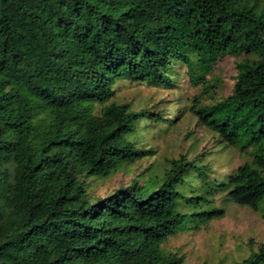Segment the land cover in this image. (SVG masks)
Listing matches in <instances>:
<instances>
[{
	"label": "trees",
	"instance_id": "obj_1",
	"mask_svg": "<svg viewBox=\"0 0 264 264\" xmlns=\"http://www.w3.org/2000/svg\"><path fill=\"white\" fill-rule=\"evenodd\" d=\"M227 56L232 93L193 111L245 162L218 178L209 151L183 154L98 195L175 122L115 85L174 87L177 64L199 83ZM220 194L264 218V0H0V264H183L164 244L223 217Z\"/></svg>",
	"mask_w": 264,
	"mask_h": 264
},
{
	"label": "rangeland",
	"instance_id": "obj_2",
	"mask_svg": "<svg viewBox=\"0 0 264 264\" xmlns=\"http://www.w3.org/2000/svg\"><path fill=\"white\" fill-rule=\"evenodd\" d=\"M242 59L231 56L220 59L211 66L205 80L199 83L191 80L186 66L182 64L173 66L170 71L175 78V86L171 88L118 82L115 85L117 102H127L138 108L151 107L163 100L168 103L165 113L175 122L146 129L139 136V145L154 149V156L110 178L92 181L91 188L98 195H105L120 185L128 184L139 174L146 175L148 169L162 172L173 159L183 154L197 156L203 151L210 152L207 160L214 168L211 177L224 178L234 172L245 162L246 156L215 143L213 135L197 123L193 109L232 93L237 77L236 64ZM215 201L224 209L223 217L198 231L192 229L179 233L164 244L167 251L183 257V264H237L264 244V218L260 212L238 206L221 194L215 197ZM257 264H264V258Z\"/></svg>",
	"mask_w": 264,
	"mask_h": 264
}]
</instances>
